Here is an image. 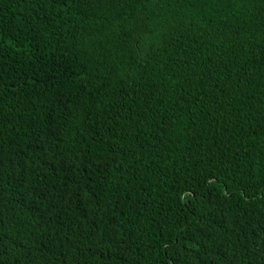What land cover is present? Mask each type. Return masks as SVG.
I'll list each match as a JSON object with an SVG mask.
<instances>
[{
	"label": "trees",
	"instance_id": "trees-1",
	"mask_svg": "<svg viewBox=\"0 0 264 264\" xmlns=\"http://www.w3.org/2000/svg\"><path fill=\"white\" fill-rule=\"evenodd\" d=\"M0 264H264V0H0Z\"/></svg>",
	"mask_w": 264,
	"mask_h": 264
}]
</instances>
